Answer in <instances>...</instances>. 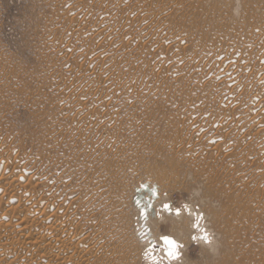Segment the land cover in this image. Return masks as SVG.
<instances>
[{"label":"rangeland","instance_id":"obj_1","mask_svg":"<svg viewBox=\"0 0 264 264\" xmlns=\"http://www.w3.org/2000/svg\"><path fill=\"white\" fill-rule=\"evenodd\" d=\"M0 208V264H264V0H0Z\"/></svg>","mask_w":264,"mask_h":264},{"label":"bare ground","instance_id":"obj_2","mask_svg":"<svg viewBox=\"0 0 264 264\" xmlns=\"http://www.w3.org/2000/svg\"><path fill=\"white\" fill-rule=\"evenodd\" d=\"M257 125V124H256ZM255 125V126H256ZM258 126V125H257ZM6 176V175H5ZM5 176H2V177H5ZM13 176V175H12ZM18 178V177H17ZM19 179V178H18ZM30 200V199H29ZM34 200V199H33ZM32 200V201H33ZM41 205V204H40ZM39 208V207H38ZM13 209V208H12ZM23 209V208H22ZM0 210H2L1 208H0ZM15 210H17V208L15 209ZM35 213V212H34ZM168 213V212H167ZM13 215H14V211L12 212H7L6 214H3V216H4V218H6V219H8V218H11V217H13ZM198 216V215H197ZM16 217V216H15ZM55 217V216H54ZM66 217V216H65ZM166 217H168V216H166ZM181 216H179V218H180ZM56 218V219H55ZM54 219L55 220H58L57 219V217H55ZM64 218V217H63ZM162 219H164V217H161ZM42 219H44L43 221L44 222H47V219H45V218H42ZM196 219V218H195ZM66 220V219H65ZM10 221V220H9ZM8 221V222H9ZM13 221V220H12ZM49 221V220H48ZM61 221V220H60ZM163 221V220H162ZM11 222V221H10ZM55 222V221H54ZM72 222V221H71ZM58 223V222H57ZM11 224H12V222H11ZM16 224V223H15ZM21 224H23V223H21ZM69 224H71V223H69ZM28 225V224H27ZM13 226V225H12ZM39 226V225H38ZM47 226V225H46ZM57 226L60 228V226L61 227H69V226H71V225H69L68 226V224L67 223H63V222H59L58 224H57ZM73 226H74V224H73ZM2 227V226H1ZM34 227V226H33ZM14 228V227H13ZM29 228V227H28ZM27 227H26V225H25V227H23V226H19V227H17L16 229L14 228V230H16V232L19 234V235H24L25 233H27L30 229H28ZM32 228V227H31ZM53 228V227H52ZM59 228H57V229H59ZM72 228V227H71ZM35 229V228H34ZM33 229V230H34ZM45 229V228H44ZM57 229H56V227H55V229H53V230H50V231H48L47 233H46V238H48L49 236V238H55L54 236L57 234ZM32 229L30 230L31 231V233L32 232H36V230L35 231H33ZM64 230V229H63ZM2 231V230H1ZM178 231H180V228L178 229ZM14 232V231H13ZM38 232V231H37ZM67 232V231H66ZM4 233H5V231H4ZM30 233V232H29ZM15 234V233H14ZM17 234V235H18ZM35 234V233H34ZM42 234H44V233H42ZM66 234V233H65ZM72 234V233H71ZM40 235V234H39ZM8 236V235H7ZM27 236H28V233H27ZM22 237V236H21ZM38 237V236H37ZM43 237V236H42ZM75 237V236H74ZM164 237H170V236H164ZM1 238V237H0ZM44 238V237H43ZM65 238H66V236H65ZM77 238V237H76ZM163 238V237H162ZM170 238H172V237H170ZM73 239V238H72ZM72 239H64L63 241H60L59 240V244L61 243L62 245H63V249H65V250H70L71 248L73 249V243H75V241L73 242V240ZM174 239V238H173ZM42 240V239H41ZM52 240V239H51ZM62 240V239H61ZM175 240V239H174ZM6 241V240H5ZM21 241V240H20ZM37 241V240H36ZM35 241V242H36ZM34 242V241H33ZM29 243V242H28ZM27 243V244H28ZM57 243V242H56ZM82 243H83V241H82ZM81 243V244H82ZM177 243V242H176ZM30 244V243H29ZM76 244V243H75ZM84 244V243H83ZM36 245V244H35ZM56 245V244H55ZM62 245H60V247L62 246ZM177 245H178V243H177ZM38 246H40L39 244H38ZM37 246V247H38ZM54 246V245H53ZM52 246V247H53ZM51 247V248H52ZM65 247V248H64ZM38 248H40V247H38ZM44 248V247H43ZM78 248H79V246H78ZM31 249H32V247H31ZM48 249V248H47ZM55 249V248H54ZM57 249H59L58 247H57ZM60 249H62V248H60ZM59 249V250H60ZM62 249V250H63ZM53 250V249H52ZM74 250H78L77 249V245H76V247L74 248ZM113 251V250H112ZM64 252V251H63ZM69 252V251H68ZM77 252V251H76ZM82 252V251H81ZM177 252H178V256H179V250H178V248H177ZM52 253V252H51ZM65 253V252H64ZM74 253H75V251H74ZM84 254L83 255H80L81 256V261H83V259H86L84 256H86L87 254H86V251L85 252H83ZM164 253L170 258V259H173L172 257H170L165 251H164ZM68 254V253H67ZM60 255V254H59ZM58 255V256H59ZM76 255V254H75ZM163 255V254H162ZM177 256V257H178ZM2 257V256H1ZM87 257V256H86ZM176 257V258H177ZM88 259V258H87ZM10 260V259H9ZM85 261V260H84ZM9 263V262H8ZM21 263V262H20ZM38 263V262H37ZM19 264V263H18ZM81 264H82V262H81ZM85 264V263H84Z\"/></svg>","mask_w":264,"mask_h":264},{"label":"snow or ice","instance_id":"obj_3","mask_svg":"<svg viewBox=\"0 0 264 264\" xmlns=\"http://www.w3.org/2000/svg\"><path fill=\"white\" fill-rule=\"evenodd\" d=\"M164 208H165V209H170V205L167 204V203H165V204H164ZM177 214L179 215V209H177ZM201 218H202V217H201ZM204 239H205V240H208V236H207V234H205ZM166 240L169 241V246H170V249H169L168 255H169L170 257H172L173 259H175V258L178 256V253H177V251H176V249L178 248V245H177V243H176L175 240L168 239V238H166ZM208 242L210 243L211 241L208 240Z\"/></svg>","mask_w":264,"mask_h":264},{"label":"water","instance_id":"obj_4","mask_svg":"<svg viewBox=\"0 0 264 264\" xmlns=\"http://www.w3.org/2000/svg\"><path fill=\"white\" fill-rule=\"evenodd\" d=\"M166 238H168V239H172V240H174L173 238H170V237H163L162 238V241L165 243V245H166V247H167V250L165 251L167 254H168V252H169V249H170V246L165 242L166 241ZM176 251H177V249H176ZM178 253V252H177Z\"/></svg>","mask_w":264,"mask_h":264},{"label":"clouds","instance_id":"obj_5","mask_svg":"<svg viewBox=\"0 0 264 264\" xmlns=\"http://www.w3.org/2000/svg\"><path fill=\"white\" fill-rule=\"evenodd\" d=\"M165 242L169 245V241L166 240Z\"/></svg>","mask_w":264,"mask_h":264}]
</instances>
